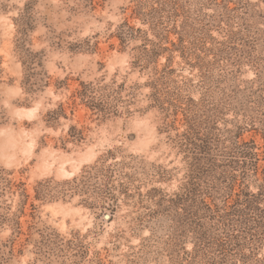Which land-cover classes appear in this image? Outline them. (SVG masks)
<instances>
[{
  "label": "rangeland",
  "instance_id": "1",
  "mask_svg": "<svg viewBox=\"0 0 264 264\" xmlns=\"http://www.w3.org/2000/svg\"><path fill=\"white\" fill-rule=\"evenodd\" d=\"M179 37L184 54L172 46ZM146 39L168 50L140 69L133 61ZM221 41L245 59L212 65L206 84L194 58L213 62ZM154 67L172 70L168 94L198 100L216 89L229 108L211 133L226 145L253 142L261 180L264 0H0V264L165 263L147 191L172 194L186 152L175 137L183 115L166 130L173 116L151 102ZM258 72L261 84H251ZM82 85L100 111L81 101ZM247 183L257 191L252 172Z\"/></svg>",
  "mask_w": 264,
  "mask_h": 264
},
{
  "label": "trees",
  "instance_id": "2",
  "mask_svg": "<svg viewBox=\"0 0 264 264\" xmlns=\"http://www.w3.org/2000/svg\"><path fill=\"white\" fill-rule=\"evenodd\" d=\"M239 9L245 10V2L239 4ZM120 38L125 40V36ZM257 40L255 37L251 41L255 43ZM146 42L139 46L133 61L140 69L148 68L162 51L168 50L148 39ZM218 45L222 48H214L213 62L203 63L197 55L194 58V64L200 67L201 79L206 84L211 81L208 75L212 65L223 63V60L226 64L229 62L228 65H240L245 59L241 55L237 60L232 58L229 51L234 48L229 42L221 41ZM172 46L183 53L182 37H179L178 44L173 43ZM237 53L243 52L238 50ZM251 63L258 68L257 59ZM203 67L209 69L204 70ZM171 71L166 67L158 71L154 67L148 84L152 104L165 114V118L166 115L173 116L171 123L165 122L166 130L174 127L178 113L183 115L184 128L175 137L186 152V170L178 188L172 194H165L157 188L147 191L151 204L145 217L163 230L156 239L160 243L158 256L165 258L163 264H263L264 258H260L258 252L264 244V209L257 203L264 200V166L262 178L258 180L259 159L254 144L233 141L226 145L220 133H211L223 115L222 110H228L229 106L225 107V102H217L213 98L216 89L209 86L204 87V94L198 100L183 98L178 91L168 94L165 81ZM260 75L258 72L251 84H261ZM92 90L89 85H82L79 98L91 110L100 111L102 103L98 102ZM259 106L264 110L262 99L256 105ZM263 110L256 113L255 127L264 137ZM250 172L257 182L254 193L248 191ZM238 180H241L242 188L235 201L228 205Z\"/></svg>",
  "mask_w": 264,
  "mask_h": 264
}]
</instances>
